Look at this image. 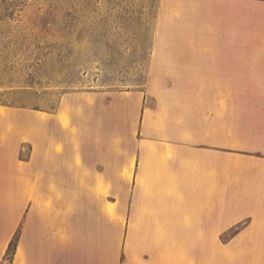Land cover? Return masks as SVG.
<instances>
[{"label":"rangeland","instance_id":"rangeland-1","mask_svg":"<svg viewBox=\"0 0 264 264\" xmlns=\"http://www.w3.org/2000/svg\"><path fill=\"white\" fill-rule=\"evenodd\" d=\"M183 2L0 0V105L9 106L1 107L7 112L0 114V123H14L15 136L24 140L21 145L15 143L16 160L30 159L27 166L33 175L31 199L43 207L46 228L42 230V254L37 264H69L70 247L79 248V255L74 257L76 264H103V256L107 261L110 258L111 264H119L124 255L123 234L117 225L107 231L110 251L103 255L99 234L92 241L80 234L73 244L69 242L68 217L73 201L92 199L97 207L101 198L113 202L106 205H110L114 216L113 208L120 199L129 197V192L119 185L109 191L98 180L94 195L85 199L83 192L67 187L68 175L62 178L55 174L68 173L71 161L67 153L72 146L79 148L88 136L99 138V127L88 123L93 119L95 104L110 108L105 136L111 161L121 142L128 151H135V140L150 134L146 116L150 114V123L151 113L153 116L155 112L153 120L160 123H179L182 119L224 123L222 140L217 137L215 141L212 136L211 143L203 144L223 153V200L231 199V186L244 183L247 173L264 170V83L234 81L236 87L232 88L231 81L160 79L168 71V53L177 50L166 43L194 38L184 30ZM136 105L140 109L134 111ZM125 107L126 123L123 113L121 118L118 113ZM54 123H63L66 128ZM231 123H239V129ZM241 133L253 136L246 138ZM55 135L60 142L52 140ZM54 151L64 152L56 156ZM19 164L21 168L22 162ZM80 183H84L83 179ZM247 220L244 217L224 231L216 242L221 241L224 249L248 247L246 239L230 240ZM20 232L18 226L10 239H17L16 246ZM211 242L206 241L208 247ZM87 244L91 248L94 245L95 261L84 253ZM7 249L8 245L0 264L13 261L16 247L13 254H6ZM224 253V263L233 258L230 251ZM17 262L27 264L23 252Z\"/></svg>","mask_w":264,"mask_h":264},{"label":"crops","instance_id":"crops-1","mask_svg":"<svg viewBox=\"0 0 264 264\" xmlns=\"http://www.w3.org/2000/svg\"><path fill=\"white\" fill-rule=\"evenodd\" d=\"M181 12L184 30L194 38L166 43L177 50L168 53V71L160 79L231 81L232 88L234 81L264 83V0H184ZM1 107L9 108L0 105V114L7 112ZM123 109L118 113L120 118L123 113L126 123V107ZM138 109L136 105L134 111ZM154 115L151 113L150 123V114L146 116L145 126L150 129L146 132L150 134L135 140V151H128L121 142L111 161L105 136L110 108L94 105L93 119L88 123L99 127V138L88 136L79 148L72 146L67 153L71 161L68 173L55 174L62 178L68 175L67 187L83 192L85 199L94 195L98 180L109 191L123 186L129 197L119 200L113 208L114 216L110 205H106L113 202L105 198L97 207L92 199L73 201L68 217L69 242L73 244L80 234L92 241L99 234L103 255H109L107 231L117 225L123 234L124 255L119 264H264V170L247 173L244 183L231 186V199L223 200V153L204 145L211 143L212 136L215 141L217 137L222 140L224 123L189 119L160 123L153 120ZM143 116L141 109L140 118ZM54 124L66 128L63 123ZM231 124L239 129V123ZM58 139L56 135L52 138L54 142H60ZM16 142L21 145L24 140L15 136L14 123H0V260L20 226L11 264H18L22 252L27 264H37L42 254V230L46 228L43 207L31 199L30 159L16 160ZM63 152L53 153L57 156ZM244 217L248 220L230 240L246 239L248 247L224 249L223 243L216 241ZM56 240L62 245V240ZM207 240L213 241L210 247ZM67 250L72 256L69 264H76L74 257L79 255V248ZM84 250L90 261H95L94 245L91 248L87 244ZM227 250L233 258L224 263L222 257ZM106 262L111 264L110 258L107 261L103 256V264Z\"/></svg>","mask_w":264,"mask_h":264},{"label":"trees","instance_id":"trees-1","mask_svg":"<svg viewBox=\"0 0 264 264\" xmlns=\"http://www.w3.org/2000/svg\"><path fill=\"white\" fill-rule=\"evenodd\" d=\"M16 243H17V239H12L9 244H8V249H7V253L6 254H13V251L16 247Z\"/></svg>","mask_w":264,"mask_h":264},{"label":"bare ground","instance_id":"bare-ground-1","mask_svg":"<svg viewBox=\"0 0 264 264\" xmlns=\"http://www.w3.org/2000/svg\"><path fill=\"white\" fill-rule=\"evenodd\" d=\"M129 172V171H128ZM110 211H111V209H110Z\"/></svg>","mask_w":264,"mask_h":264}]
</instances>
